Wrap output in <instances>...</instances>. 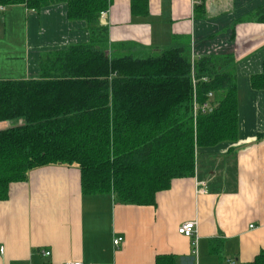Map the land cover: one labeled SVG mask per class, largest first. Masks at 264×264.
I'll return each instance as SVG.
<instances>
[{
  "label": "crops",
  "instance_id": "0c3cea01",
  "mask_svg": "<svg viewBox=\"0 0 264 264\" xmlns=\"http://www.w3.org/2000/svg\"><path fill=\"white\" fill-rule=\"evenodd\" d=\"M147 4L139 16L131 0H110L99 18L109 44L180 49L190 56L191 74L201 59L231 53L236 140L197 148L193 175L172 179L153 204L82 193L75 164L30 170L0 200V264H156L163 256L173 264H249L264 251V89L250 85L264 61V21H257L264 0ZM88 37L84 24L68 21L63 3L37 12L23 3L2 6L0 79L33 78L42 52ZM186 221L195 222L193 239L177 233Z\"/></svg>",
  "mask_w": 264,
  "mask_h": 264
},
{
  "label": "trees",
  "instance_id": "16d2710c",
  "mask_svg": "<svg viewBox=\"0 0 264 264\" xmlns=\"http://www.w3.org/2000/svg\"><path fill=\"white\" fill-rule=\"evenodd\" d=\"M109 2L0 0L36 12L63 3L68 21L84 24L89 36L42 52L33 78L0 79V200L32 169L75 164L82 193L153 204L172 179L193 175L197 148L236 140L232 54L209 55L191 74L190 56L180 49L110 45L99 22ZM147 7V0H131L133 15H146ZM262 12L257 21H264ZM250 85L264 89V61ZM206 102L210 110L194 114V104ZM156 264L173 259L159 257ZM249 264H264V251Z\"/></svg>",
  "mask_w": 264,
  "mask_h": 264
},
{
  "label": "built area",
  "instance_id": "2783aa9c",
  "mask_svg": "<svg viewBox=\"0 0 264 264\" xmlns=\"http://www.w3.org/2000/svg\"><path fill=\"white\" fill-rule=\"evenodd\" d=\"M0 9H2V6H0ZM202 79L205 80L204 78H202ZM195 82H196V79L194 78V76H192L193 85L195 84ZM211 96H212V94L208 93V97H211ZM197 110H200V111L205 113V112L210 110V104L207 102L203 103L200 106L194 104V106H193L194 114L196 113ZM194 229H195V222L194 221H186L177 227V233H179L185 237L192 238L193 234H194ZM121 240H122V238H120V237L115 238L113 240V245L114 246L118 245L121 242ZM193 244L195 245V241H193ZM0 251H2V250L0 249ZM193 252L195 253V249H193ZM48 254H49L48 252H45V255H48ZM63 264H80V262H65Z\"/></svg>",
  "mask_w": 264,
  "mask_h": 264
},
{
  "label": "bare ground",
  "instance_id": "6f19581e",
  "mask_svg": "<svg viewBox=\"0 0 264 264\" xmlns=\"http://www.w3.org/2000/svg\"><path fill=\"white\" fill-rule=\"evenodd\" d=\"M193 239V238H192Z\"/></svg>",
  "mask_w": 264,
  "mask_h": 264
}]
</instances>
